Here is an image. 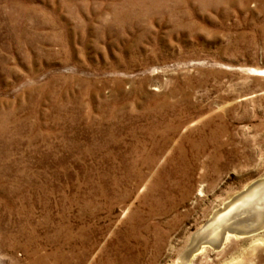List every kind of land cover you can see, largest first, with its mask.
<instances>
[{"label": "rangeland", "instance_id": "1", "mask_svg": "<svg viewBox=\"0 0 264 264\" xmlns=\"http://www.w3.org/2000/svg\"><path fill=\"white\" fill-rule=\"evenodd\" d=\"M264 0H0V264L188 254L264 177Z\"/></svg>", "mask_w": 264, "mask_h": 264}, {"label": "water", "instance_id": "2", "mask_svg": "<svg viewBox=\"0 0 264 264\" xmlns=\"http://www.w3.org/2000/svg\"><path fill=\"white\" fill-rule=\"evenodd\" d=\"M250 188H253V192L249 191V197L245 198L243 203L227 211L222 218L212 215L213 218L195 233L194 244H191L186 251L188 254L202 246L212 248L214 251L220 250L227 241L225 240L226 234L231 235L230 238H249L264 231V179L255 181ZM249 189L238 196L241 197ZM213 228L216 229L217 235L213 237V240H209L206 236Z\"/></svg>", "mask_w": 264, "mask_h": 264}, {"label": "bare ground", "instance_id": "3", "mask_svg": "<svg viewBox=\"0 0 264 264\" xmlns=\"http://www.w3.org/2000/svg\"><path fill=\"white\" fill-rule=\"evenodd\" d=\"M260 72H264V71H262V70H260ZM262 179H264V177H262V178H259L258 180H256V182L257 181H261ZM255 183V181L254 182H252L247 188H245L244 190H242L241 192L243 193V192H245L247 189H249L251 186H252V184H254ZM253 190V188H250L249 190H248V192L247 193H245V194H243V195H241V197H239L240 196V194H241V192H239L237 195H235L234 197H233V199L232 200H230L229 202H227L226 204H225V206L223 207V208H221V209H219V210H217L213 215H217V216H219L220 218H222L223 216H225L226 215V213H227V211L229 212L233 207H235V206H237L238 204H241V203H243L244 202V200H245V198H247V197H249V191H251V193L253 192L252 191ZM250 193V194H251ZM239 195V196H238ZM246 195V196H245ZM218 217V218H219ZM213 217L211 216V218L209 219V220H211ZM219 218V219H220ZM208 220V221H209ZM213 220H215V219H213ZM212 223H214V222H212ZM213 225V224H212ZM211 225V226H212ZM216 231V229H211V232H208V234H207V239H211V240H213V237L215 236V235H217V232H215ZM195 235V234H194ZM194 237V236H193ZM231 237V235H229V234H226V236H225V240H228L229 238ZM234 238H239V237H234ZM191 244H194L193 243V239H192V243ZM203 247V246H202ZM201 247V248H202ZM201 248H199V249H195V250H192V251H190V255L192 254V253H195V252H199L200 251V249Z\"/></svg>", "mask_w": 264, "mask_h": 264}]
</instances>
